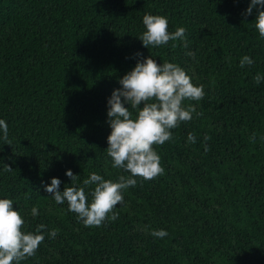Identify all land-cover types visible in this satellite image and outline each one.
Masks as SVG:
<instances>
[{
	"label": "trees",
	"instance_id": "trees-1",
	"mask_svg": "<svg viewBox=\"0 0 264 264\" xmlns=\"http://www.w3.org/2000/svg\"><path fill=\"white\" fill-rule=\"evenodd\" d=\"M249 3L0 0V119L10 141L0 129V199L13 201L24 231L46 225L36 254L20 264H264V82L253 80L264 76V38L256 9L243 15ZM146 13L165 16L170 33L185 28L188 47L144 48ZM245 55L254 63L241 68ZM148 56L204 86L201 101L183 102L203 115L193 113L171 130L172 140L153 145L164 174L125 190L117 220L85 227L44 186L51 178L60 191L72 186L68 169L77 185L91 173L113 182L129 175L106 152L107 100ZM159 229L168 235H150Z\"/></svg>",
	"mask_w": 264,
	"mask_h": 264
},
{
	"label": "clouds",
	"instance_id": "clouds-1",
	"mask_svg": "<svg viewBox=\"0 0 264 264\" xmlns=\"http://www.w3.org/2000/svg\"><path fill=\"white\" fill-rule=\"evenodd\" d=\"M256 9L254 27L261 38H264V0H250L243 15H251ZM142 23L145 31L139 37L142 46L161 47L170 41H183L188 47L186 29L177 28L168 31V19L165 16L145 14ZM176 45L173 44V47ZM195 58V52H186ZM135 56L140 57L137 52ZM254 60L245 55L241 58V68L251 66ZM256 85L264 82V76L259 73L253 78ZM120 88L114 89L107 100V123L111 132L107 137V155L111 158L112 167L123 170L129 175H119L117 180H105L101 175L91 173L82 184L77 185L79 176L68 169L65 175L71 185L60 191L61 181L51 178L50 184L44 186V191L57 205L67 203L69 212L76 214L85 227H99L106 220L115 221L118 213L117 205L124 202V191L135 187L140 181H150L164 174L160 156L153 145H163L173 139L172 131L181 122H189L196 116H202L196 108L183 102L201 101L205 96L204 86H194L191 78L177 64L165 61L157 63L150 56L138 59L135 67L119 79ZM125 104L128 107H125ZM142 105V107H141ZM131 109V110H130ZM135 112V117L133 113ZM2 139L10 144L8 125L0 119ZM205 141L210 137L205 136ZM189 143H196V136L188 134ZM253 142L254 135H253ZM208 148L205 145V151ZM5 171H11L9 165H4ZM93 186L90 192H86ZM39 215L38 207L31 208V216ZM25 220L17 210L13 209L11 199H0V264H20V261L32 257L45 239L46 225H37L35 231H24ZM58 230L47 233L55 238ZM155 238L163 239L168 235L163 229L150 232Z\"/></svg>",
	"mask_w": 264,
	"mask_h": 264
}]
</instances>
